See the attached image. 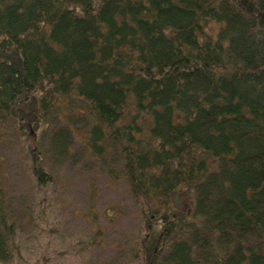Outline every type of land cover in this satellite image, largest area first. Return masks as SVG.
Segmentation results:
<instances>
[{"label":"trees","instance_id":"16d2710c","mask_svg":"<svg viewBox=\"0 0 264 264\" xmlns=\"http://www.w3.org/2000/svg\"><path fill=\"white\" fill-rule=\"evenodd\" d=\"M6 122L40 184L86 129L141 208L136 264H264V0H0Z\"/></svg>","mask_w":264,"mask_h":264},{"label":"rangeland","instance_id":"374dc122","mask_svg":"<svg viewBox=\"0 0 264 264\" xmlns=\"http://www.w3.org/2000/svg\"><path fill=\"white\" fill-rule=\"evenodd\" d=\"M87 139L85 128L75 129L71 158L40 184L27 156L37 135L0 124V206L13 236V253L0 264H136L141 208L128 184L87 151Z\"/></svg>","mask_w":264,"mask_h":264}]
</instances>
